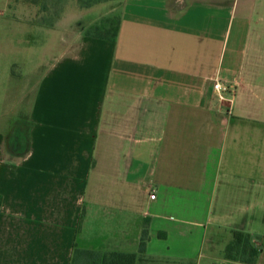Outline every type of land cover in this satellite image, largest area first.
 I'll return each instance as SVG.
<instances>
[{"label": "crops", "instance_id": "crops-1", "mask_svg": "<svg viewBox=\"0 0 264 264\" xmlns=\"http://www.w3.org/2000/svg\"><path fill=\"white\" fill-rule=\"evenodd\" d=\"M105 2L55 30L23 154L0 123V264L135 253L143 232L153 257L243 264L219 252L231 230L264 264V0H109L77 17ZM112 16L115 39L85 34Z\"/></svg>", "mask_w": 264, "mask_h": 264}, {"label": "rangeland", "instance_id": "rangeland-1", "mask_svg": "<svg viewBox=\"0 0 264 264\" xmlns=\"http://www.w3.org/2000/svg\"><path fill=\"white\" fill-rule=\"evenodd\" d=\"M103 1L109 0H0V123L8 151H25L37 82L61 48L57 32L69 22L73 25L70 12L75 11L77 23L85 24L107 11L110 2L77 17L84 7ZM188 242L198 245L199 237L189 236Z\"/></svg>", "mask_w": 264, "mask_h": 264}, {"label": "trees", "instance_id": "trees-1", "mask_svg": "<svg viewBox=\"0 0 264 264\" xmlns=\"http://www.w3.org/2000/svg\"><path fill=\"white\" fill-rule=\"evenodd\" d=\"M118 28L119 19L117 17H106L99 23L89 26L85 34L95 38L113 40L117 35ZM147 239L146 232H143L138 251L135 253L120 251L100 252L75 248L69 264H180L179 262L170 261L168 258L153 257L145 254ZM220 251L224 259L243 264H254L261 249L252 243L248 233L231 230L229 240ZM181 264L185 263L181 261ZM188 264H192V262L188 260Z\"/></svg>", "mask_w": 264, "mask_h": 264}, {"label": "built area", "instance_id": "built-area-1", "mask_svg": "<svg viewBox=\"0 0 264 264\" xmlns=\"http://www.w3.org/2000/svg\"><path fill=\"white\" fill-rule=\"evenodd\" d=\"M213 88H214V90L218 93L219 98L222 99V98H223V96H222V91H223L225 88H224V86H222L221 82H219L218 80H215L214 83H213ZM149 197H150V198H154V197H155L154 192H151V193L149 194Z\"/></svg>", "mask_w": 264, "mask_h": 264}]
</instances>
